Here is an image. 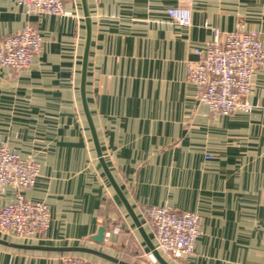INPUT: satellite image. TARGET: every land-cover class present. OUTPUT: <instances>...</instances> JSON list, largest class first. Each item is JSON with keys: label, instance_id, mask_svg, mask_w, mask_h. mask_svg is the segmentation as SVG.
<instances>
[{"label": "crops", "instance_id": "0c3cea01", "mask_svg": "<svg viewBox=\"0 0 264 264\" xmlns=\"http://www.w3.org/2000/svg\"><path fill=\"white\" fill-rule=\"evenodd\" d=\"M87 6V106L102 157L151 243L142 209L165 206L200 218L193 254L165 259L169 264H264V60L246 97L248 114L209 113L186 79L187 64L197 59L193 49L212 38V29L253 31L264 51V0H87ZM175 7L191 10L190 26L168 18ZM67 9L73 16H28L15 0H0V41L28 23L42 39L29 67H0V142L37 163L38 177L20 195L46 204L50 215L38 237L0 234V264H60L66 254L20 245L82 246L157 264L97 160L79 95L80 0ZM16 195L2 187L0 208ZM99 227L101 244L92 241Z\"/></svg>", "mask_w": 264, "mask_h": 264}, {"label": "built area", "instance_id": "2783aa9c", "mask_svg": "<svg viewBox=\"0 0 264 264\" xmlns=\"http://www.w3.org/2000/svg\"><path fill=\"white\" fill-rule=\"evenodd\" d=\"M28 16L45 14L70 17L67 4L73 0H15ZM166 15L174 23L191 24L189 8H169ZM212 38L202 48L193 49L197 59L186 67L187 82L195 88V98L209 113L229 115L248 114L252 106L246 101L254 73L264 60V51L257 34L239 27L220 32L212 29ZM42 39L28 23L21 31L0 41V67L21 71L29 67L32 58L41 50ZM39 167L31 159H23L0 142V189L9 186L16 198L0 208V234L32 239L44 234L50 224L46 204L23 199L20 191L31 187ZM155 235V248L164 259L181 261L189 258L200 235L199 215L179 212L165 206L142 209ZM155 262L151 254H148ZM60 264H96L76 254H62ZM111 264V263H108Z\"/></svg>", "mask_w": 264, "mask_h": 264}, {"label": "water", "instance_id": "95a60500", "mask_svg": "<svg viewBox=\"0 0 264 264\" xmlns=\"http://www.w3.org/2000/svg\"><path fill=\"white\" fill-rule=\"evenodd\" d=\"M81 10L83 13L84 18V25H85V39H84V45H83V51H82V59H81V68H80V80H79V95H80V101H81V107L82 111L91 135L92 143L94 146V150L97 156V160L100 164V167L109 182L111 188L113 189L115 195L122 203L124 209L126 210L127 214L129 215L130 219L132 220L134 226L137 229V232L139 233L140 237L142 238L143 242L145 243L147 249L149 250L151 256L153 257L154 261L157 264H169L156 250L155 246L151 243L149 237L147 236L145 230L141 226V223L139 219L137 218L136 214L134 213L133 209L129 205L128 201L126 200L124 194L122 193L121 189L117 185L114 177L112 176L111 172L109 171L101 153V149L99 146V142L97 139V135L95 132V128L93 125V121L91 118V114L89 112L86 96H85V83H86V72H87V58H88V51H89V44H90V37H91V21L87 6V0H80ZM104 237V229L102 227H99L97 230V233L92 237V241H94L97 244H101ZM120 240H125V235H122L120 237ZM0 242L5 243L4 241L0 240ZM11 246H18V245H11ZM22 248L26 249H40L45 251H55V252H61V253H77V254H88L95 257H98L102 260L107 261L111 264H132L126 261H123L117 257L108 255L104 252H101L96 249L88 248V247H82V246H72V247H39V246H22ZM119 248H123V245H118Z\"/></svg>", "mask_w": 264, "mask_h": 264}, {"label": "rangeland", "instance_id": "374dc122", "mask_svg": "<svg viewBox=\"0 0 264 264\" xmlns=\"http://www.w3.org/2000/svg\"><path fill=\"white\" fill-rule=\"evenodd\" d=\"M28 159H31V158H28ZM32 160V159H31ZM36 163V162H35ZM144 264V263H143Z\"/></svg>", "mask_w": 264, "mask_h": 264}]
</instances>
